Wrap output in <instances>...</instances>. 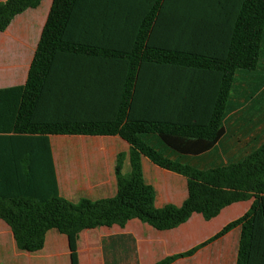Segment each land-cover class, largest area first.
Wrapping results in <instances>:
<instances>
[{"label": "trees", "instance_id": "16d2710c", "mask_svg": "<svg viewBox=\"0 0 264 264\" xmlns=\"http://www.w3.org/2000/svg\"><path fill=\"white\" fill-rule=\"evenodd\" d=\"M78 1L52 0L25 82L0 88V131L21 134L28 139L14 175L0 174V218L11 228L17 247L35 252L43 247L46 231L55 229L67 238L70 264H79L77 238L83 229L112 224L124 226L129 219L137 218L164 230L185 222L193 212L208 220L224 206L251 198L243 214L224 224L208 239L154 264H170L178 257L190 255L233 228L238 229L234 264H264V139L250 138L236 158L226 156L224 161L211 163L202 158H189L214 146L223 134L224 122L233 118L229 110L236 105L237 140L243 141L253 130L255 114L262 112L257 121L262 122L264 0L223 1L230 12L225 23L220 24L224 26L216 29L217 38L222 41L218 49L203 45L193 49L144 45L148 21L153 14H142L138 32L128 49L132 62L123 80L124 91L119 95L118 106L100 117L59 114L47 95L58 53L75 52L79 48V42L72 40L69 30ZM39 2L0 1V31L16 14ZM202 27L205 26L202 24ZM152 58L204 69L214 67L219 83L211 109L174 113L171 118L132 112L128 99L136 76L134 64L139 59ZM258 91V99L252 100ZM48 134L118 135L126 140L129 171L122 173L124 154L119 152L115 162V194L96 199L81 197L75 202L59 195ZM141 155L185 176L187 195L180 205H154V188L143 178ZM101 246L104 264H137L131 233L103 236Z\"/></svg>", "mask_w": 264, "mask_h": 264}, {"label": "crops", "instance_id": "0c3cea01", "mask_svg": "<svg viewBox=\"0 0 264 264\" xmlns=\"http://www.w3.org/2000/svg\"><path fill=\"white\" fill-rule=\"evenodd\" d=\"M217 1L79 0L69 26L70 37L79 42V48L75 52H59L56 56L47 93L50 104L59 114L78 117H100L115 110L132 62L128 49L138 32L139 17L147 12H152L153 16L148 21L144 45L180 49L202 45L222 47L216 29L225 23L230 8L224 0ZM51 3L52 0H40L37 6L16 14L0 31V88L25 82ZM200 38H205L204 42ZM107 48L111 50L107 52ZM134 66L136 76L128 99L132 112L171 118L174 113L211 109L219 83L214 67L204 69L164 58L139 59ZM259 93L251 99H256ZM229 111L233 118L224 122L223 134L214 146L189 158H202L208 163L224 161L226 156L236 158L250 138L264 139V116L261 123L257 122L262 112L252 117L253 122L256 121L251 127L253 130L240 141L237 140V105ZM27 140L21 134L0 131V174L14 175ZM48 142L58 193L70 201L113 196L117 189L115 162L119 152L124 154L122 173L129 171V144L118 135L48 134ZM140 163L145 182L154 188V205H180L187 195L185 176L153 163L145 155H141ZM251 201L249 198L226 205L208 220L193 212L185 222L164 230L137 218L129 219L124 226L112 224L83 229L77 238L78 262L83 264V259L84 264H104L101 237L131 233L135 239L137 264H154L205 241L224 224L243 214ZM84 236L87 244L81 248ZM237 237L238 229L233 228L170 264H234ZM59 244L67 246L65 234L49 229L41 249L20 250L11 228L0 218V264H66L63 263L65 254L70 264L68 247L65 251L59 249Z\"/></svg>", "mask_w": 264, "mask_h": 264}, {"label": "rangeland", "instance_id": "374dc122", "mask_svg": "<svg viewBox=\"0 0 264 264\" xmlns=\"http://www.w3.org/2000/svg\"><path fill=\"white\" fill-rule=\"evenodd\" d=\"M250 105V104H249ZM87 237L86 236H84L83 238H82V240H81V248H85L86 247V244H87ZM59 249H61V248H64L65 249V251H67V246H66V244L64 245V247H63V245L61 244H59ZM82 256V255H81ZM62 257V256H61ZM64 262L63 263H66V264H68V257H67V255L65 254L64 256ZM61 260V259H60ZM82 260V262H83V264H84V261H83V259H81ZM60 262H62V260L60 261Z\"/></svg>", "mask_w": 264, "mask_h": 264}]
</instances>
